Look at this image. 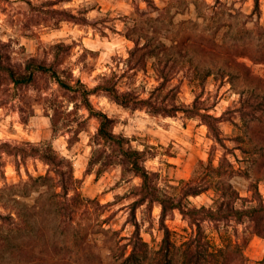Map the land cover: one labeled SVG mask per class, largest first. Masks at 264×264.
I'll return each instance as SVG.
<instances>
[{"label": "rangeland", "instance_id": "1", "mask_svg": "<svg viewBox=\"0 0 264 264\" xmlns=\"http://www.w3.org/2000/svg\"><path fill=\"white\" fill-rule=\"evenodd\" d=\"M154 1L158 8L149 7L145 0H0V61L4 65L0 64V143H7L0 145V264L76 263L73 236L74 223L79 219L58 211L56 179L43 183L30 178L46 174L50 168L39 155H31V145L43 150L52 147L69 159L74 176L80 179L82 196L101 203L92 208L90 221L95 227L107 217L103 225L129 234L134 228L127 222L129 203L134 198L133 187L140 182L117 157L106 155L112 147L96 136L99 120L76 93L61 89L52 77L42 73L32 83L15 85L7 66L24 72L29 58L52 62L62 75L79 78L90 87L105 74H114L121 90L133 89L147 97L158 84L155 58L147 57L144 69L137 64L139 52L131 58L134 42L126 33L148 31L167 44L176 39L174 50L182 63L208 65L215 72L218 65L239 69L236 60L249 66L242 77L234 76V82L211 74L202 84L203 70L195 72L187 64V70L180 71L169 85H175L180 105L192 104L198 96L208 109L202 111L217 116L225 112L224 117H233L237 124L229 120L219 123L225 137L245 134L247 128L234 109L238 92L247 81L264 84L259 80L264 78V0H259V13L253 12L255 0H197L200 13L191 0ZM89 99L95 110L113 117L115 133L126 136L132 147L146 150L144 163L158 174V182L165 189L173 190L181 179L202 174L205 168L200 160L207 161L212 154L217 161L225 152L198 116L182 111L164 115L145 107L122 106L103 92L93 93ZM240 143L251 153L243 152ZM259 143L264 153V141ZM226 144L238 157L236 160L228 152L230 159L249 174L233 178L240 193L249 195L247 186L256 181L264 198V154L253 153L256 147L247 141L227 139ZM18 146L27 150L23 152ZM97 149L106 152L95 160ZM51 175L55 176L53 172ZM212 197L210 189L189 199L199 206L210 205ZM159 214L158 203L151 211L145 204L136 211L142 235L153 248L158 247L163 235L158 228ZM80 220H89L88 214L80 215ZM166 223L177 244L190 232L178 210L166 218ZM205 226L209 237L219 243L221 239L211 224ZM244 227L239 225V230ZM245 230L248 243L244 250L254 264L264 255V238ZM99 244L101 255L108 261L109 249L101 240Z\"/></svg>", "mask_w": 264, "mask_h": 264}, {"label": "trees", "instance_id": "2", "mask_svg": "<svg viewBox=\"0 0 264 264\" xmlns=\"http://www.w3.org/2000/svg\"><path fill=\"white\" fill-rule=\"evenodd\" d=\"M151 8H158L154 0H145ZM189 2V0H188ZM197 11L201 12V7L197 0H191ZM220 2V0H216ZM259 0H255L254 13H259ZM134 42V47L130 52L131 58L138 54V63L143 69L146 67L147 57H154L153 68L157 75L158 84L153 88L147 97L133 89L121 90L118 87L117 78L114 74H105L95 86H88L79 78L64 76L58 70L55 63H45L36 58L27 59L24 72H18L11 66H7V74L15 85L29 84L35 81L38 73L48 74L52 77L61 89L76 93L89 113L99 120L96 136L111 145V152L107 156L114 155L123 163L124 169L132 176L140 178L139 184L133 187V200L129 203L130 216L127 222L134 226L129 234H121L120 229H112L109 225H103L107 221L98 222L95 227L91 223L92 208L101 206L95 198L82 196L79 190L80 179L73 173L72 164L68 158L55 152L52 147L41 149L38 145H31V155H39L46 164L50 165L46 174L33 178L35 181L43 183L49 179H56L54 185L59 190L54 191L57 198L58 211L62 215H70L72 219L78 217L74 223L73 243L75 245V264H250L244 247L248 243V236L245 229H250L254 233L264 238V198L256 181H250L247 186L249 195H242L233 181L238 175L249 176L247 171L237 167L228 156L231 152L236 160L238 157L233 149H230L226 140H240L248 142L256 150L255 154H264V84L257 80L247 81V85L240 90L238 105L234 112L246 126L245 134L234 137H225L220 122L229 120L235 124L233 117H224V114L217 116L208 111L203 102L197 96L192 104L180 105L176 102V87L172 84L173 79L180 71H185L188 66L195 72L203 70L201 82L204 84L206 78L214 74L215 78L242 77L243 70L249 66L243 61H234L239 67L232 66L233 70H228L226 65H218L217 72L211 66L192 65L191 61L182 63L176 58L174 48L176 39H171V44L158 35L151 36L148 31L136 34L126 33ZM175 42V43H174ZM181 52V49L179 50ZM1 66L2 65L0 61ZM264 81V78H259ZM256 81V82H253ZM168 88L165 93V89ZM103 92L111 99L130 108H147L153 113L164 115H176L182 111L190 116H198L207 125L216 143L221 145L223 152L217 161L212 154L207 161L200 160L205 171L202 174L188 179H181L178 185H173V190L161 187L158 182V174L149 170L145 165V149L134 148L130 145L129 139L113 131L114 119L105 112L95 110L90 102L89 96L93 93ZM165 93V94H163ZM162 95V96H161ZM170 97L172 101H167ZM258 136V137H257ZM259 138V139H258ZM6 146L7 143H0ZM241 144V143H240ZM239 145L245 153H251L250 149ZM251 145V146H252ZM23 152L27 149L18 146ZM42 150V151H41ZM259 150V152H257ZM95 160H98L105 152L104 149L95 151ZM51 172L55 176L51 175ZM213 190L212 203L210 205H194L189 197L199 195L205 191ZM73 191L72 195L69 192ZM155 203L160 205L158 228L163 235L158 247L153 248L142 235V223L137 219L136 211L139 206L146 205L151 211ZM107 205V203H106ZM178 210L190 227L189 234L180 242L173 239L172 229L166 223V218L174 211ZM88 214L89 220H80V215ZM1 216V215H0ZM209 223L218 233L221 241L214 242L208 235L205 224ZM153 222H150L152 225ZM244 224V230H239V225ZM232 230V231H231ZM102 241L109 249V260L101 255ZM100 249V250H99ZM254 264H264V255L255 261Z\"/></svg>", "mask_w": 264, "mask_h": 264}]
</instances>
